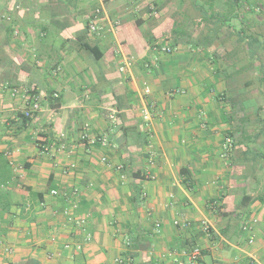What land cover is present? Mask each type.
Wrapping results in <instances>:
<instances>
[{
  "label": "crops",
  "instance_id": "obj_1",
  "mask_svg": "<svg viewBox=\"0 0 264 264\" xmlns=\"http://www.w3.org/2000/svg\"><path fill=\"white\" fill-rule=\"evenodd\" d=\"M194 246L264 264V0H0V264Z\"/></svg>",
  "mask_w": 264,
  "mask_h": 264
},
{
  "label": "built area",
  "instance_id": "obj_2",
  "mask_svg": "<svg viewBox=\"0 0 264 264\" xmlns=\"http://www.w3.org/2000/svg\"><path fill=\"white\" fill-rule=\"evenodd\" d=\"M260 10V7H258ZM154 13V12H153ZM102 16H101V12L99 10H96L92 17L88 20V23H87V30L89 33L91 34H96V35H99L102 31H103V26H102ZM155 49L157 50H160L161 52L163 53H170V49L168 47H156L155 46ZM131 64H132V61L130 59H126L122 65L118 68L119 72H126L130 67H131ZM143 93L145 96L149 95L150 93V89L145 86L143 88ZM37 110V105L34 104L33 105V111ZM32 112V111H31ZM25 117L29 118L31 116L30 112H25L24 114ZM141 117H142V120L144 121L145 125L147 126L150 122H151V113L148 109V107L146 105H143L142 108H141ZM110 120L112 121H115V117L113 115L109 116ZM85 136L83 135L82 138H84ZM102 143H105L104 139L101 140ZM232 146V142H231V139L230 138H226L225 141H224V144H223V148L224 150H228L230 149ZM102 161L104 162L105 159L103 158ZM50 194L52 196H59L60 193L56 190H51L50 191ZM75 205H71L70 208H67L64 210V214L67 216V219L70 221V222H75V218L72 216V213H71V208H74ZM76 223L78 225H82L83 224V220H79V221H76ZM200 249L196 246L192 247L189 252L187 253V257H188V260H187V264H199V257H200Z\"/></svg>",
  "mask_w": 264,
  "mask_h": 264
},
{
  "label": "trees",
  "instance_id": "obj_3",
  "mask_svg": "<svg viewBox=\"0 0 264 264\" xmlns=\"http://www.w3.org/2000/svg\"><path fill=\"white\" fill-rule=\"evenodd\" d=\"M133 188V191H134V195H137L138 193H139V188L138 187H136V186H133L132 187ZM131 200V199H130ZM130 245H131V241H130ZM127 247H129V245H127ZM28 263L29 264H36L34 261H32V260H28Z\"/></svg>",
  "mask_w": 264,
  "mask_h": 264
}]
</instances>
